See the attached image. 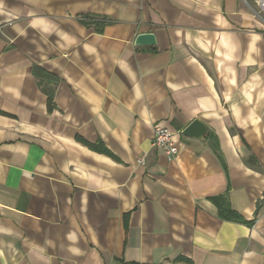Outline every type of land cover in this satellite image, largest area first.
Segmentation results:
<instances>
[{
    "label": "crops",
    "instance_id": "obj_1",
    "mask_svg": "<svg viewBox=\"0 0 264 264\" xmlns=\"http://www.w3.org/2000/svg\"><path fill=\"white\" fill-rule=\"evenodd\" d=\"M0 264H264L254 7L0 0Z\"/></svg>",
    "mask_w": 264,
    "mask_h": 264
},
{
    "label": "built area",
    "instance_id": "obj_2",
    "mask_svg": "<svg viewBox=\"0 0 264 264\" xmlns=\"http://www.w3.org/2000/svg\"><path fill=\"white\" fill-rule=\"evenodd\" d=\"M244 1L254 7L257 16L264 19V0H252L253 4L249 0ZM152 147L163 150L169 161L175 160L180 154V148L175 141L174 134L166 127L156 126ZM146 159L147 154L138 159V165L145 166Z\"/></svg>",
    "mask_w": 264,
    "mask_h": 264
},
{
    "label": "water",
    "instance_id": "obj_3",
    "mask_svg": "<svg viewBox=\"0 0 264 264\" xmlns=\"http://www.w3.org/2000/svg\"><path fill=\"white\" fill-rule=\"evenodd\" d=\"M136 46H153L156 45V37L151 33H144L137 36ZM208 129L200 120H194L184 131L183 135L189 138L205 140Z\"/></svg>",
    "mask_w": 264,
    "mask_h": 264
},
{
    "label": "trees",
    "instance_id": "obj_4",
    "mask_svg": "<svg viewBox=\"0 0 264 264\" xmlns=\"http://www.w3.org/2000/svg\"><path fill=\"white\" fill-rule=\"evenodd\" d=\"M222 215L228 219V220H231V221H237L240 219V217L238 216V214L234 213V212H231L230 210H224L222 212Z\"/></svg>",
    "mask_w": 264,
    "mask_h": 264
},
{
    "label": "rangeland",
    "instance_id": "obj_5",
    "mask_svg": "<svg viewBox=\"0 0 264 264\" xmlns=\"http://www.w3.org/2000/svg\"><path fill=\"white\" fill-rule=\"evenodd\" d=\"M251 4H253L252 0H249Z\"/></svg>",
    "mask_w": 264,
    "mask_h": 264
}]
</instances>
